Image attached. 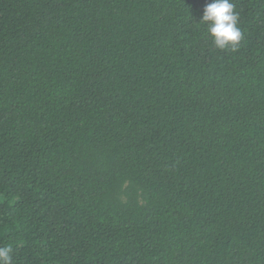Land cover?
I'll list each match as a JSON object with an SVG mask.
<instances>
[{"label":"trees","instance_id":"16d2710c","mask_svg":"<svg viewBox=\"0 0 264 264\" xmlns=\"http://www.w3.org/2000/svg\"><path fill=\"white\" fill-rule=\"evenodd\" d=\"M0 0V246L12 264H264V0Z\"/></svg>","mask_w":264,"mask_h":264},{"label":"clouds","instance_id":"9594fccd","mask_svg":"<svg viewBox=\"0 0 264 264\" xmlns=\"http://www.w3.org/2000/svg\"><path fill=\"white\" fill-rule=\"evenodd\" d=\"M208 27L214 45L221 50L236 52L244 38L238 27L239 15L231 0H212L203 10L202 20ZM12 248L0 246V264H12Z\"/></svg>","mask_w":264,"mask_h":264}]
</instances>
